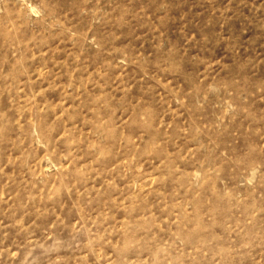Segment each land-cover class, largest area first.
<instances>
[{
	"label": "rangeland",
	"instance_id": "rangeland-1",
	"mask_svg": "<svg viewBox=\"0 0 264 264\" xmlns=\"http://www.w3.org/2000/svg\"><path fill=\"white\" fill-rule=\"evenodd\" d=\"M0 264H264V0H0Z\"/></svg>",
	"mask_w": 264,
	"mask_h": 264
}]
</instances>
